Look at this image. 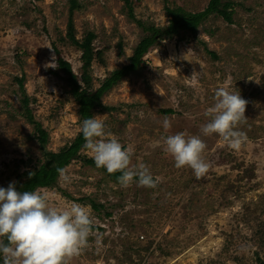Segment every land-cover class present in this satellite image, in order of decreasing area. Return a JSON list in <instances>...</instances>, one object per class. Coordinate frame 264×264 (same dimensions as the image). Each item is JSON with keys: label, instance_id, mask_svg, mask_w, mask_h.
<instances>
[{"label": "rangeland", "instance_id": "1", "mask_svg": "<svg viewBox=\"0 0 264 264\" xmlns=\"http://www.w3.org/2000/svg\"><path fill=\"white\" fill-rule=\"evenodd\" d=\"M126 1L0 0V188L15 182L11 175L18 161L46 166L52 162L50 156L80 133L83 121L70 93L72 80L58 60L79 79L84 65L80 45L88 33L94 36L93 49L100 52L92 56L89 67L96 89L129 65L151 30L168 27L166 6L200 13L209 2L128 0L134 11L131 19ZM225 1L232 3L230 21L210 17L196 39L185 32L157 38L142 57L150 67L127 74L100 99L108 110L93 114L103 116L105 130L132 150L131 166L144 163L153 178H159L162 188L152 202L132 203V196L122 195L126 188L78 162L64 168L70 182L58 175L56 188L40 190L57 208L71 203L90 207L94 235L69 264H120L121 251L128 254L131 246L140 249L141 264L264 262V242L259 247L254 237L258 224L264 223V0ZM69 26L76 44L67 36ZM220 87L248 102V120L240 128L248 139L238 152L217 134L201 133L209 120L204 113L214 106ZM22 91L33 120L47 135L43 149L28 140L34 129L22 114ZM168 109L180 115L168 117L171 127L165 131V117L158 112ZM179 132L200 136L207 145L203 158L210 168L200 180L190 168L173 166L174 159L165 151L161 137ZM82 153L93 159L88 151ZM245 170L249 177L241 181ZM133 185L128 187L131 194L137 190L146 195ZM156 198H161V208L153 206ZM149 241L154 243L150 248ZM133 261L138 263L137 256Z\"/></svg>", "mask_w": 264, "mask_h": 264}, {"label": "clouds", "instance_id": "2", "mask_svg": "<svg viewBox=\"0 0 264 264\" xmlns=\"http://www.w3.org/2000/svg\"><path fill=\"white\" fill-rule=\"evenodd\" d=\"M214 98V106L204 113L209 120L201 127V133L204 136L217 134L230 149L238 152L248 139L246 132L240 130L248 120L245 117L248 102L225 87L218 88ZM102 117L85 119L81 127L83 147L92 155L96 168H104L110 175L120 172L118 183L123 188L134 182L138 187L156 188L159 178L154 179L144 163L131 166L132 150L105 130ZM170 127L171 122L165 117L163 128L167 131ZM161 140L177 169L190 168L197 180L205 177L210 164L203 158L207 145L200 136L179 132L161 137ZM124 142L131 143L128 139ZM57 171L64 182H70L65 169ZM93 229L89 206L71 203L70 207L60 209L52 206L40 190L18 192L15 182L0 188V257L3 264H69L88 246Z\"/></svg>", "mask_w": 264, "mask_h": 264}, {"label": "trees", "instance_id": "3", "mask_svg": "<svg viewBox=\"0 0 264 264\" xmlns=\"http://www.w3.org/2000/svg\"><path fill=\"white\" fill-rule=\"evenodd\" d=\"M74 2V0H72ZM126 6L129 7V18H133L134 11L129 3V1H126ZM232 8V3L227 2L225 0H209L207 7L204 9V11L200 13H187L184 9L178 7L169 8L168 6L165 7L168 19L170 21V24H168V27L165 30H158L153 29L151 30V34L147 37H145L137 49L134 50L133 56L129 60V65L121 67L120 69H117L115 72L111 74V76L102 83L98 88H93L92 86V77L90 74V61L92 60V56L98 57L100 55V52H95L92 46V41L94 39V36L91 33H88L86 37L82 40V43L80 47L83 50V62L84 65L81 68V74L78 79L73 73H71L68 64L64 63L61 59L58 60L59 67L63 70H66L68 73V76L72 80L71 83V90L70 93L73 96V98L76 100L77 104L79 105V113L81 120H85L88 118L93 117V114L95 112H98L99 110L107 109L101 105L100 99L115 85H117L127 74L136 72L139 69H147L150 67L149 63H145V59H142V57L149 51L150 47L157 42V38H171V37H177L180 33L185 32L188 37L191 39H196L198 36V29L201 26V24L204 21H208L210 17H219L223 18L227 21H230L232 11H229ZM71 9L70 11H72ZM69 14H72L69 12ZM139 26L141 27V23L138 22ZM68 38L70 39L71 43L76 44L75 42V34L73 31L72 26H69L68 28ZM193 37V38H192ZM18 85L21 86V81H17ZM80 83L85 84L84 89L80 87ZM89 90H92L89 92ZM21 105L23 107V116L28 121L29 124L33 126L34 132L31 136L28 137V140L31 141L35 140L40 149H43L47 145V135L46 133L41 130V126L36 123L32 116L30 111L27 109L28 106V98L24 94V91H22V99H21ZM183 107L182 105H180ZM159 115L162 117H170V116H178L180 115L179 112H176L172 109L168 110H161L158 112ZM85 141L82 135V131L77 135L76 139L70 143L69 146H65L57 155H52L50 158L52 159V162L47 163L46 166H33L30 161H24L20 160L16 163L14 171L12 172V177L15 180V186L16 190L18 192L23 191H35V190H45L48 188H56V184L58 182V168H66L68 167L72 162H78L81 163L85 167H92L97 170L94 159H91L85 155H83L82 151H87L84 149ZM175 163V162H174ZM174 163L172 164L174 166ZM169 165V162H167ZM31 165V167H30ZM159 167V164L154 165V169H157ZM167 168V167H166ZM169 169V167L167 168ZM99 175L104 180H109L113 184H115L117 187H121V185L118 183V178L121 175L120 172L114 173V174H108L106 169L100 168L98 169ZM249 177L248 173L243 171L242 176L240 180H247ZM135 186L136 183H133ZM137 186V185H136ZM162 188V185H158L156 188H145L141 187L142 191L145 190L146 195L142 196V194L138 195L137 190L134 191L132 194L130 192L131 189L129 188L124 189L122 195L128 199L129 196H132V203L137 202L138 204L141 202H145V204L152 202L153 196L155 192ZM121 196V194H120ZM126 199V200H127ZM142 204L141 206L145 205ZM91 208L96 211V206L93 201H90ZM120 207H122L121 203H118ZM153 206L156 207H162L161 198H156L154 200ZM108 219L113 222L111 216H107ZM129 218V216H128ZM249 220L246 219L245 222L249 223ZM144 230V228L141 226ZM257 233L255 234L256 241L258 242V246L262 247L264 242V223H259L257 226ZM5 244H7V240H4ZM154 243L149 241V247L150 248ZM159 249V247H158ZM128 251V254L125 253V251H121V262H129V264H141L143 261V258L140 256V249L133 250L132 246L130 248H126ZM142 251L146 252L148 251L147 248H144ZM160 251V249H159ZM137 256V259L139 260L138 263H135L134 257ZM256 258L258 259V255L255 253ZM235 262L238 261V259L234 258ZM147 262H145L146 264ZM258 264H264V262L257 261ZM0 264H3V259L0 257Z\"/></svg>", "mask_w": 264, "mask_h": 264}]
</instances>
